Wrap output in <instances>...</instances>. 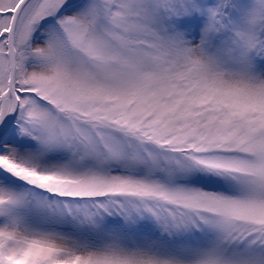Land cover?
I'll list each match as a JSON object with an SVG mask.
<instances>
[{
  "label": "snow or ice",
  "instance_id": "snow-or-ice-1",
  "mask_svg": "<svg viewBox=\"0 0 264 264\" xmlns=\"http://www.w3.org/2000/svg\"><path fill=\"white\" fill-rule=\"evenodd\" d=\"M0 264H264V0H0Z\"/></svg>",
  "mask_w": 264,
  "mask_h": 264
}]
</instances>
